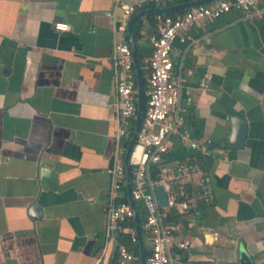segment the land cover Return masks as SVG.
<instances>
[{"label": "crops", "instance_id": "1", "mask_svg": "<svg viewBox=\"0 0 264 264\" xmlns=\"http://www.w3.org/2000/svg\"><path fill=\"white\" fill-rule=\"evenodd\" d=\"M119 1L136 12L167 0H0V264L118 261L117 237L105 240L103 226L110 172L123 164L127 137L116 136L111 59L114 44L128 42L117 28ZM259 7L252 17L230 9L196 22L172 42L189 137L172 133L153 165L156 179L148 176L175 183V164L196 161L210 175L211 196H197L195 177L180 179L194 201L167 219L174 241L189 243L172 246L171 264H264V0ZM56 20L68 27L55 29ZM137 20V54L145 55L155 16L154 24L146 14ZM232 116L245 133L226 147ZM189 139L209 140L207 150ZM40 166L53 178L40 179ZM123 201L125 176L113 196Z\"/></svg>", "mask_w": 264, "mask_h": 264}, {"label": "built area", "instance_id": "2", "mask_svg": "<svg viewBox=\"0 0 264 264\" xmlns=\"http://www.w3.org/2000/svg\"><path fill=\"white\" fill-rule=\"evenodd\" d=\"M117 5L120 8L117 28L125 30L127 19L134 13L135 6L121 1ZM230 9L240 11L245 17L255 16L261 11L259 0H211L188 6L175 15L156 14L155 31L148 35L151 48L149 55L145 58L144 66L145 108L127 158L131 174V197L133 200L141 201L145 209L142 227L149 238L150 250L144 264H171L178 257V254L172 253V246L187 249L189 245L185 239L174 241V226L164 220L162 206L158 204L154 191V185L158 184V181H151L148 176L150 168L160 161L167 151L172 133L179 132L182 137H189L188 130L183 126L184 108L180 105L181 78L174 71L171 59L172 42L181 30L206 18H215ZM53 27L63 30L68 27V24L56 20L53 22ZM140 32L143 33V30ZM111 59L115 73L114 89L118 109L116 136L119 138L133 132V126L130 127L129 122L136 115V82L129 43L116 42ZM200 84L205 85V81L201 80ZM208 143L209 140L198 142L189 139L188 145L200 152H205ZM110 174L108 200L104 209V238L107 240L120 231L128 235L130 242H136L133 225L120 224L125 219L132 218L128 201L113 203V196L123 185V164L118 162ZM191 177L197 179L199 198L206 200L211 196L209 173L196 161H180L175 164L174 174L171 177L177 181V192L174 182L170 179L162 181L166 195L163 206L173 207L180 212L190 207L194 197L190 198L184 192V184L180 179ZM177 195L182 198H176ZM117 259L120 264H130L136 259V255L125 243L118 242ZM95 264H101V262L96 260Z\"/></svg>", "mask_w": 264, "mask_h": 264}, {"label": "water", "instance_id": "3", "mask_svg": "<svg viewBox=\"0 0 264 264\" xmlns=\"http://www.w3.org/2000/svg\"><path fill=\"white\" fill-rule=\"evenodd\" d=\"M206 1L208 0H187L184 2L175 3L171 5H157V6H152L148 8H143L131 14L126 22L128 43L130 46V51H131V56H132V61H133L134 76H135V81H136V115L134 118L133 132L131 133L130 138L124 150L123 165H124L125 189H126V194H127V201L132 210V222H133V227L135 229L137 242L139 246V252H138L139 264H144V260H145L144 243L142 240L140 223H139L138 216L135 210L134 200L132 199L131 194H130V167H129L127 158H128L130 149L132 147V144L134 143L135 133L141 123L143 111L145 108V86H144V77H143L141 67L139 64V60H138L137 47H136V43H135V39L133 35V24L139 16H142L144 14L168 13V12L175 11L178 9L187 8L188 6H191L193 4H198V3H202ZM230 120L232 123L230 132L223 142V145L226 147H232V146L239 145L242 142V139L245 133L244 120H242L241 118L237 116H232ZM51 176L53 178V175H51V172H49L47 168H45L44 166H40L39 168L40 179L48 178ZM154 191L156 194L158 204L160 206L164 205L166 201V195H165L162 184H156L154 187ZM32 206H35V204H33Z\"/></svg>", "mask_w": 264, "mask_h": 264}, {"label": "trees", "instance_id": "4", "mask_svg": "<svg viewBox=\"0 0 264 264\" xmlns=\"http://www.w3.org/2000/svg\"><path fill=\"white\" fill-rule=\"evenodd\" d=\"M184 1H187V0H167L165 1V4L166 5H170V4H174V3H180V2H184ZM147 5H154L153 3L151 2H148V3H144V4H141L139 7H144V6H147ZM137 8L135 7V10ZM181 11H183V9H178V10H175V11H171V12H168V14L170 15H175L177 13H180ZM155 16V14H146V17L149 18L151 21L153 20V17ZM153 24H154V20H153ZM138 30H139V21L137 20L135 23H134V26H133V33H134V36L137 35L138 33ZM151 48V47H150ZM150 48H149V51L145 53L146 57L149 55L150 53ZM138 60H139V64L141 66V70H142V73H143V76H144V84H145V68H144V65L146 64V61L144 60L143 61V56L144 53L141 51V48H138ZM145 57V58H146ZM133 122V121H132ZM133 125H131L130 127H132ZM130 134L126 135L127 137L122 141V146L125 148L126 145H127V142L130 138ZM155 173L156 171L154 170L153 166L150 168L149 170V176L155 180L156 179V176H155ZM174 187L177 185V183H173ZM184 187V192L185 193H188V190L189 188L188 187H185V185H183ZM176 189V192H177V186L175 187ZM176 198H182V196H176ZM135 202V210H136V213H137V216H138V220H139V223H140V228H141V235H142V240H143V243H144V256L146 257L149 253V246L147 245L146 243V232L144 230V228L142 227V223H143V219H144V212L142 211L141 209V206L136 203L137 201L134 200ZM161 210L164 212V220L167 221L168 217L170 215H174L175 214V210L173 207H168V209L164 210L163 207H161ZM121 225H129V226H132L133 225V222H132V218H128V219H125L124 221L120 222ZM116 237H117V241L118 242H123V243H126L127 244V247L130 251H132L135 255L138 254V250H139V246H138V242L136 241L135 243L131 244L130 241H129V238H128V235L124 232H117L116 234ZM109 264H120L118 261H116V259H114L113 257L110 259L109 261ZM135 264H139L138 260L135 261Z\"/></svg>", "mask_w": 264, "mask_h": 264}, {"label": "rangeland", "instance_id": "5", "mask_svg": "<svg viewBox=\"0 0 264 264\" xmlns=\"http://www.w3.org/2000/svg\"><path fill=\"white\" fill-rule=\"evenodd\" d=\"M146 241V243H147V240H145Z\"/></svg>", "mask_w": 264, "mask_h": 264}]
</instances>
